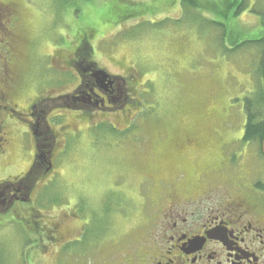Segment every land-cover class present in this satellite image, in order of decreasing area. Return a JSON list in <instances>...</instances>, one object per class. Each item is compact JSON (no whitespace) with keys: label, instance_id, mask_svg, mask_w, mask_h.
Instances as JSON below:
<instances>
[{"label":"rangeland","instance_id":"rangeland-1","mask_svg":"<svg viewBox=\"0 0 264 264\" xmlns=\"http://www.w3.org/2000/svg\"><path fill=\"white\" fill-rule=\"evenodd\" d=\"M19 1L26 17L19 30L25 54L16 55L17 71L12 77L30 93L52 91L65 85L69 71L45 52L70 41L72 26H84L81 15L99 25L108 0H86L76 13L75 6L61 8L56 0ZM172 1L174 9L125 20L91 42L94 51L90 52L99 56V65L117 58L118 65L131 66L133 74L140 76L136 90L143 88V92L135 97L142 106L127 116L132 119L127 126L121 120L118 124L99 120V116L84 122L75 145L56 160V183L36 189L40 211L54 216L73 213L78 215L74 220L86 221L83 240L75 239L62 250L52 249L48 239L36 240L22 228L25 224L14 221L18 218L2 217L0 264H112L110 252L137 242L148 229L146 219L153 210L147 178L170 171L184 177L208 156L202 153L199 158L189 149L185 135H204L207 126L224 133L229 121L238 124L235 130H239L245 117L241 96L256 88L253 69L259 51L255 46L225 51L224 46L231 47L229 34L213 21L232 23L228 27L234 32L256 35L264 28V0H245L234 22L231 8L226 9L225 18L206 6L191 8ZM202 1L207 5V0ZM213 1L220 4L221 0Z\"/></svg>","mask_w":264,"mask_h":264},{"label":"flooded vegetation","instance_id":"flooded-vegetation-1","mask_svg":"<svg viewBox=\"0 0 264 264\" xmlns=\"http://www.w3.org/2000/svg\"><path fill=\"white\" fill-rule=\"evenodd\" d=\"M21 12L19 0H0V218H18L37 240L48 239L59 249L83 240L86 221L40 211L36 189L57 181L56 160L75 145L84 122L99 116L130 123L140 76L117 58L99 65L90 40L101 34L85 40L78 33L84 26L76 25L70 41L50 53L69 71L65 85L37 93L19 88L12 74L16 55L25 51ZM98 67L110 75L99 79ZM245 99L243 94V111ZM244 116L238 131L229 121L224 133L207 126L204 135H185L189 149L208 156L184 177L170 171L147 178L154 209L147 233L132 248L112 253V264H264L263 138H249L245 111Z\"/></svg>","mask_w":264,"mask_h":264},{"label":"trees","instance_id":"trees-1","mask_svg":"<svg viewBox=\"0 0 264 264\" xmlns=\"http://www.w3.org/2000/svg\"><path fill=\"white\" fill-rule=\"evenodd\" d=\"M56 1L58 2V6L61 8L68 6V4H71V6H75V13L77 11H80L81 7H83L86 3V0ZM244 1L245 0H221L219 4L213 0H207V5H204L202 0H181L183 4L190 6L191 8H194L195 6H206V8H211V10L216 13V15H220L225 18H228L227 14L225 13L226 9L231 8L232 14L230 15V17H232V22H234L235 18L242 12ZM136 3V0H108V2L104 4L105 12H103L99 17V25H95L93 23L85 21L83 14L80 17V22H84V27L78 33L81 35L83 34L85 40L90 39L97 33L104 34L106 29H110L116 24H119L125 18L133 15H142L145 13H156L160 10L168 8V6L173 4V1L167 0L160 4H156V2H141V5H139V3ZM88 9L89 5H87L84 9L86 11L85 13L88 12ZM25 21L26 17L23 23ZM214 23L215 26L222 27V30H225V34H229L228 41L231 47L224 46L223 49L225 51L231 52L232 50L242 49L249 46H255L258 48L259 59L257 61V64L254 65L253 69L256 77V80L254 79L256 88L252 91L244 93L246 94V106L244 108V111L247 117L246 133L251 136L249 137L251 140L260 142L264 136V28L260 29L256 35H245L243 32H234L231 28H229L228 26H231L232 23L228 26L221 21H214ZM261 23L264 25V17L261 20ZM102 26L106 27L102 28ZM78 33L76 34V36H74V38L79 37ZM84 44L88 45V42H84ZM53 57L55 58H51L56 60V62L60 61L57 56L53 55ZM28 59L31 60V58ZM64 64L62 63L61 69H65ZM14 83L15 85H18L15 81ZM61 85L62 83L59 85L58 90L60 89ZM138 105V100L135 99V107H137ZM152 210L154 212L153 208ZM150 218L151 217H147L146 219V221L148 222V228L150 225ZM107 256L111 259L110 253Z\"/></svg>","mask_w":264,"mask_h":264},{"label":"water","instance_id":"water-1","mask_svg":"<svg viewBox=\"0 0 264 264\" xmlns=\"http://www.w3.org/2000/svg\"><path fill=\"white\" fill-rule=\"evenodd\" d=\"M95 74L97 77L99 76L100 78H105L106 76H108V73L104 69L97 70ZM263 145H264V139H263Z\"/></svg>","mask_w":264,"mask_h":264}]
</instances>
